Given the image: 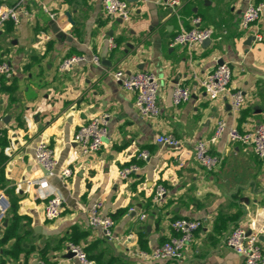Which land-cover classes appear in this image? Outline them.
<instances>
[{
  "label": "crops",
  "instance_id": "1",
  "mask_svg": "<svg viewBox=\"0 0 264 264\" xmlns=\"http://www.w3.org/2000/svg\"><path fill=\"white\" fill-rule=\"evenodd\" d=\"M179 1L171 9L159 0H128L131 16L121 21L106 16L101 0H35L24 5L27 14L20 13L17 25L0 27V63L8 62L14 72L1 79L8 91L0 86V192L9 201L0 227V264H36L39 259L79 264L66 251L72 238L91 258L110 264H243L225 244L237 225L247 233L261 231L264 249V159L223 136L209 144L221 162L206 171L193 149L196 140L213 134L219 119L239 130L264 122V10L253 26L241 30L242 11L259 0ZM16 4L0 0V5ZM195 17L199 27L213 30L209 44L171 46L174 34L192 27ZM249 36L253 39L247 44ZM72 55L85 61L60 72L61 60ZM93 56L100 58L98 65ZM220 60L232 70L229 91L245 96L238 113L227 95L209 100L201 88ZM117 69L150 71L159 78L156 118L138 114L135 91L113 79ZM175 82L192 90L179 106L171 101ZM102 112L109 114L104 144L83 155L73 135ZM160 134L175 136L179 146L159 145ZM38 142L47 143L57 160L56 175L46 179V188L39 186L44 170L34 161ZM141 150L148 151V160L137 158ZM130 164L139 169L120 179L119 171ZM64 167L71 176H59ZM157 184L167 192L155 203ZM53 190L64 199L62 212L46 221L43 196ZM96 201L102 203L100 214L113 220L111 239L88 225L87 211ZM178 218L201 223L181 259L148 261L136 255L167 240L173 234L170 223ZM10 226L24 235L18 253L15 238L3 239Z\"/></svg>",
  "mask_w": 264,
  "mask_h": 264
},
{
  "label": "built area",
  "instance_id": "2",
  "mask_svg": "<svg viewBox=\"0 0 264 264\" xmlns=\"http://www.w3.org/2000/svg\"><path fill=\"white\" fill-rule=\"evenodd\" d=\"M35 0H17L15 6L0 5V27L6 22H12L17 25L20 13L27 14L24 8L26 3ZM159 3L166 8L171 9L177 7L179 0H159ZM101 4L106 16L112 20L120 19L121 21L129 20L132 8L128 0H101ZM264 10V0L256 3H249L241 13L238 26L241 30H248L255 24ZM53 17V14H49ZM193 26L190 28H181L174 34L170 41L171 46L177 45H198L205 39L211 38L213 30L210 27H199L200 19L195 17L192 19ZM110 48L115 47L113 40H109ZM85 61L83 56L72 55L65 57L58 65L60 72L66 71L73 64ZM91 61L94 64L100 63L98 56H93ZM11 65L3 61L0 63V86L2 78H10L13 75ZM114 81L125 90H133L136 93L134 106L138 114L147 119H154L159 115V106L157 104V93L159 90V78L150 71L138 70L134 72H126L117 69L112 73ZM232 77V70L227 62L217 64L215 69L206 75L200 82L201 88L205 96L209 100H216L221 95H227L231 110L238 113L244 106L245 96L240 90L229 91V84ZM192 95V90L181 82H175L171 92V101L174 106L187 102ZM109 114L102 112L89 119L86 124L81 125L73 135V141L77 145L79 151L83 155H88L100 150L107 137V125ZM2 132L0 130V137ZM225 136L230 143H239L249 147L254 155L259 159H264V122L255 125L254 128L248 130H239L235 125L228 126L223 119L216 122L215 130L208 139H198L195 141L193 149L194 156L198 163L206 171H212L221 162V157L212 155L209 152V144H214ZM156 142L161 146L177 147L180 141L171 134H160L156 137ZM34 161L44 170V177L39 180V186L47 185L46 179L56 175L57 160L54 150L44 142H38L34 147ZM137 158L146 161L150 158L147 150H141L137 154ZM139 167L136 164H130L123 167L119 171V178L126 179L131 173H135ZM72 171L68 167L60 170L59 176L66 178L71 176ZM166 188L157 184L154 190L153 201L158 203L166 194ZM46 202L43 207L42 215L44 220L53 221L60 217L64 199L62 195L56 191H47L43 196ZM101 201H96L87 211L88 225L101 229L102 235L106 239L112 237L113 220L110 216L101 215ZM264 210V198L261 204ZM9 208V201L6 195L0 192V227L2 226L6 213ZM145 214H140V218L144 219ZM200 221L197 219L178 218L171 221L170 226L173 234L157 247L149 252L138 251L136 255L148 261H168L179 260L183 256L185 248L193 239L194 232L200 227ZM261 231L247 233L240 226H234L226 237L225 244L233 252L240 255L243 264H264V249L261 246L259 236ZM66 251L72 253L73 257L79 264H95L88 258L84 247L81 244L69 241L66 243ZM2 256L0 255V261ZM24 264V263H21ZM36 264H47L43 260H37Z\"/></svg>",
  "mask_w": 264,
  "mask_h": 264
},
{
  "label": "trees",
  "instance_id": "3",
  "mask_svg": "<svg viewBox=\"0 0 264 264\" xmlns=\"http://www.w3.org/2000/svg\"><path fill=\"white\" fill-rule=\"evenodd\" d=\"M7 23V22H6ZM11 23V22H10ZM2 84V86H1V88H2V90H4V91H8L7 90V87H5L4 85H3V82H1ZM13 208V207H12ZM24 235H20V234H18V232H17V228H12L11 226H10V228H7V230H6V233H5V236H4V240H8V239H11V238H15V242H14V245H13V250H14V252H16V253H18V252H20L22 249H23V247L21 246V243H20V239L23 237ZM72 241H76V239H74V238H72ZM87 254V253H86ZM87 256H88V258H90V259H92L93 261H94V263L95 264H110L109 262H107V263H104V262H102V261H99L98 259H96V260H94L93 258H91L90 257V255H88L87 254ZM113 260H114V258H113Z\"/></svg>",
  "mask_w": 264,
  "mask_h": 264
},
{
  "label": "water",
  "instance_id": "4",
  "mask_svg": "<svg viewBox=\"0 0 264 264\" xmlns=\"http://www.w3.org/2000/svg\"><path fill=\"white\" fill-rule=\"evenodd\" d=\"M67 17H68V21H69L71 24H73L74 22H73V20L71 19L70 14H69L68 12H67ZM119 20H120V19H119ZM252 39H253V36H249V38L247 39L246 43L248 44V43L250 42V40H252ZM209 42H210V39L207 38V39H205V40L202 42V45H208ZM222 63H223V60H220V61L218 62V64H222ZM4 120L7 121V120H8V117H6ZM108 244H109L112 248H114V245H113L112 241H108ZM68 255H69L70 257H73V254H72V253H69Z\"/></svg>",
  "mask_w": 264,
  "mask_h": 264
}]
</instances>
